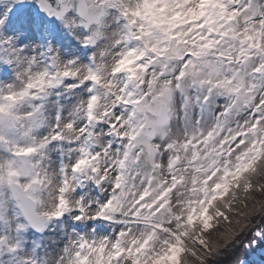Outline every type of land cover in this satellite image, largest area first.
I'll return each instance as SVG.
<instances>
[{"label": "snow or ice", "instance_id": "6c2138e0", "mask_svg": "<svg viewBox=\"0 0 264 264\" xmlns=\"http://www.w3.org/2000/svg\"><path fill=\"white\" fill-rule=\"evenodd\" d=\"M257 250L264 0H0V264Z\"/></svg>", "mask_w": 264, "mask_h": 264}, {"label": "rangeland", "instance_id": "374dc122", "mask_svg": "<svg viewBox=\"0 0 264 264\" xmlns=\"http://www.w3.org/2000/svg\"><path fill=\"white\" fill-rule=\"evenodd\" d=\"M262 254H264V250H257V252L254 255H250L248 257L250 258V260L255 259L257 261V264H259V258ZM238 255L240 256L241 259L246 258L243 250H241V252ZM222 259L224 260L223 264L225 263L228 264L230 257L228 254H226L225 257H223Z\"/></svg>", "mask_w": 264, "mask_h": 264}]
</instances>
